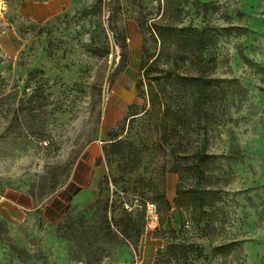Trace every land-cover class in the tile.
<instances>
[{"label":"rangeland","instance_id":"1","mask_svg":"<svg viewBox=\"0 0 264 264\" xmlns=\"http://www.w3.org/2000/svg\"><path fill=\"white\" fill-rule=\"evenodd\" d=\"M24 1L0 0V264H264V0H187L210 63L180 76L209 83L176 125L173 76L167 132L140 70L159 0H66L46 23Z\"/></svg>","mask_w":264,"mask_h":264},{"label":"trees","instance_id":"2","mask_svg":"<svg viewBox=\"0 0 264 264\" xmlns=\"http://www.w3.org/2000/svg\"><path fill=\"white\" fill-rule=\"evenodd\" d=\"M187 0H159V4L164 5V13L158 22L153 24L151 31L153 32L158 44V52L151 57H148L140 67L143 72L144 81H146L152 109L159 116V126L164 132H167V119L170 114V106L166 90L168 86L173 84V76L179 82L178 87L181 89L186 109L175 119L176 125L180 119H190V111H194L198 102H203L207 93L208 83L203 78L185 79L181 78L180 71L188 63L200 70H206L209 66V59L205 56L210 35L204 30L194 28L192 25H183L181 19L184 13ZM122 60L125 62L126 53L125 47H122ZM141 80L138 85L142 87L145 82ZM168 136L164 139L163 145H168L172 148V152L177 151V146H174L173 140ZM207 145H203L197 150V158L199 165L195 167V174L200 178L204 176L202 169L207 158ZM199 186H194L186 192H179L178 195H188L192 202L194 210L201 209L203 206V198L198 194Z\"/></svg>","mask_w":264,"mask_h":264},{"label":"crops","instance_id":"3","mask_svg":"<svg viewBox=\"0 0 264 264\" xmlns=\"http://www.w3.org/2000/svg\"><path fill=\"white\" fill-rule=\"evenodd\" d=\"M65 4L66 0H50L43 3L26 0L21 3L19 14L31 22L46 23L59 15Z\"/></svg>","mask_w":264,"mask_h":264},{"label":"built area","instance_id":"4","mask_svg":"<svg viewBox=\"0 0 264 264\" xmlns=\"http://www.w3.org/2000/svg\"><path fill=\"white\" fill-rule=\"evenodd\" d=\"M150 214L154 215V219L157 220V216L155 215L153 208L150 209Z\"/></svg>","mask_w":264,"mask_h":264}]
</instances>
